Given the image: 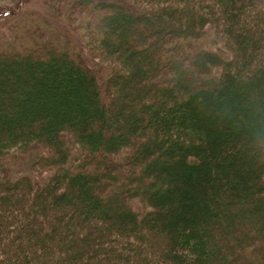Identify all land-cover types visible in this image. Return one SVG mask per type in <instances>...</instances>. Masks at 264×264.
I'll list each match as a JSON object with an SVG mask.
<instances>
[{
	"label": "trees",
	"instance_id": "obj_1",
	"mask_svg": "<svg viewBox=\"0 0 264 264\" xmlns=\"http://www.w3.org/2000/svg\"><path fill=\"white\" fill-rule=\"evenodd\" d=\"M121 1L87 8L110 10L86 24L87 70L64 50L0 52V230L16 264H105L114 241L135 264H264V0ZM21 159L51 172L13 176Z\"/></svg>",
	"mask_w": 264,
	"mask_h": 264
},
{
	"label": "rangeland",
	"instance_id": "obj_2",
	"mask_svg": "<svg viewBox=\"0 0 264 264\" xmlns=\"http://www.w3.org/2000/svg\"><path fill=\"white\" fill-rule=\"evenodd\" d=\"M66 1L67 0H59L57 3V0H0V52L4 51L3 53H11L12 51H15L22 53L40 50L42 55H48V53H50L49 49H51L53 53H58V51L64 50L66 51V54L64 53L63 56H65L66 58L72 57L73 59L80 61L81 63L83 61V59L81 60V58H84V60H86V45L84 44V39L86 33L89 32L88 25L86 24L89 20V22H91V20L93 21V19L96 20V18L100 17L102 13L106 14L110 10H106V13H97L98 17H96L95 12L99 11L97 9H94L95 12H93L91 14L92 17L89 18L90 14H88L89 11H87V8L92 5V2H98L100 0H84V2L82 3L81 1L83 0H73L74 5H76L77 7H74L72 10H67V8L61 7V4ZM69 1L70 0H68V2ZM113 1L114 3H118V0ZM55 2L56 4L53 5ZM145 4L147 3L138 2L133 3L132 5L134 7H137L138 9H145V6L147 7V5ZM119 6L121 7V10L125 12L128 11L130 13L131 11L135 12L134 14L137 13V10H133V7H131L130 4H126L124 1H121V4H119ZM114 12L117 11L114 10ZM9 48L14 50L11 51L9 50ZM220 52L221 51H219V53ZM90 53L93 54V56H96L98 50H90ZM77 54L79 55V57L77 56ZM222 56H226V54L223 53ZM34 57L35 56H33V54L29 55L30 59ZM141 59V66L146 68L147 62L143 57H141ZM82 64L83 67L87 70L85 65L89 66V62L84 61V63ZM93 71L94 69L92 68V72ZM111 129L115 130L110 125L104 128L105 131H111ZM118 133L121 134V131ZM21 162L22 170L17 167H12V169L10 170L7 167V169L10 170V173H13V176H21L22 174L29 175V179H31L32 181H39L46 178L49 172H51L42 171L41 173H30L29 167L31 160L28 161V159H26L22 160ZM111 209L114 210V212H117L116 208ZM130 209L131 211L139 214L142 213L141 210H144L145 208L136 202H132V205H130ZM19 220L21 221L22 217L19 215H15L12 217V220L9 223H11V226H14L16 228V226H18ZM84 239L85 238L83 237V240ZM125 240L134 244L138 243L134 236L128 237L127 239L125 238ZM152 240L156 241L157 238L152 237ZM147 241L149 242V244H151V247L149 246L150 248L148 247L147 249H145L143 251V255L147 258L156 257L157 248H154L151 238L147 239ZM29 242L30 239H27L25 241L22 240V243L25 246H27ZM16 244L17 242L15 243V241L11 240L10 237L7 238V234H5L3 230H0V264H16V257L14 255V252L17 251ZM109 246H113L115 248V251L120 255L118 258L112 256L108 258L106 257L107 261H105V264H135L138 262V260L136 261L134 257L129 258V253L125 251L124 246L119 245L118 241H114ZM104 248H106V246ZM148 250L151 251L148 252ZM102 260L103 256L102 254H100V256L96 258L94 260V263L92 264H101ZM76 264L91 263L90 260L81 259Z\"/></svg>",
	"mask_w": 264,
	"mask_h": 264
}]
</instances>
